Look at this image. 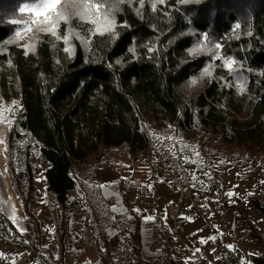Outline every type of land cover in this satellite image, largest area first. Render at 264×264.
Masks as SVG:
<instances>
[{
  "label": "trees",
  "instance_id": "obj_1",
  "mask_svg": "<svg viewBox=\"0 0 264 264\" xmlns=\"http://www.w3.org/2000/svg\"><path fill=\"white\" fill-rule=\"evenodd\" d=\"M23 2L0 0V42L13 39L19 27L10 20L27 18L18 12ZM117 8L113 9L115 39L109 33L92 35L90 22L71 19L70 27L87 41L73 36L72 54L63 51L67 45L46 33L38 34L34 51L27 55L23 48L27 41L0 44V106L16 101L23 109L11 116V130L6 125L3 152L11 185L31 226L21 231L0 204V230L14 242L25 239L64 264L67 251L74 257L84 251L69 249L66 243L69 216L83 207V201L71 193L78 187L75 162L102 161L110 149L119 147L125 153L150 155L151 141L159 134L172 135L201 122L219 128L228 147L264 155V0H166L155 11L149 0L142 8L137 0H124ZM68 27L62 22L58 34L64 36ZM205 33L213 44L222 45L218 50L222 55L239 62L234 65L239 71L230 73L219 67L220 60L207 55L189 54L187 50L202 41ZM209 63L213 75L201 79ZM193 76L197 83L189 86ZM240 83L246 84L243 94L238 92ZM28 135L39 141L43 159L50 162L44 173L54 213L55 254L40 247L37 174ZM204 140L211 143L208 137ZM202 147L206 149L203 139ZM125 201L131 211L126 241L133 262L161 264L145 255L142 215L131 207L128 197ZM250 201L264 214V202L258 196H250ZM236 210L235 220L248 226L260 248L252 263L264 264V237L247 216L244 203ZM94 219L91 211L86 212V237L81 242L95 247L102 264H118L110 248L96 238ZM89 238L95 239L90 243ZM170 262L177 264L173 257Z\"/></svg>",
  "mask_w": 264,
  "mask_h": 264
},
{
  "label": "rangeland",
  "instance_id": "obj_2",
  "mask_svg": "<svg viewBox=\"0 0 264 264\" xmlns=\"http://www.w3.org/2000/svg\"><path fill=\"white\" fill-rule=\"evenodd\" d=\"M12 111H16L12 102L0 106V115L5 120L12 118ZM215 128L201 122L172 134L180 139V156L189 183L195 187L196 195L193 197L182 196L167 181L153 175L147 165V162H152V156L143 151L129 154L124 152L123 147L112 148L102 161L88 159L75 162L73 173L77 177L78 187L71 193L72 197H79L83 201V207L69 216L66 243L69 249L84 251L79 257L71 254L72 258L67 256V251L65 263L102 264L95 247L85 246L81 242V238L86 237V212L91 211L92 218H95V236L103 243V247L110 248L118 264H135L131 246L126 241L129 219L126 215L120 217L111 210L98 186L106 176L108 178L118 172L121 175L119 181L124 198L128 197L131 207L139 209L142 217L155 216L159 223L158 240L155 244L146 243L144 247L147 257L156 259L161 264H171V257L176 259L177 264H224L223 261L229 259L228 264H233L231 259H234V264H242V261L253 264L252 260L260 253V248L249 234L248 226L241 220L236 221L235 215L236 207L244 203L247 216L255 222L264 237V214L250 201V196L256 195L264 202V155L228 147L223 132ZM207 137L211 143L204 140ZM27 139L32 144L31 160L37 174L35 210L41 221L40 247L48 248L55 254L57 243L54 213L47 198L48 181L44 173L50 162L43 159L39 141L31 135ZM202 139L206 145L205 150ZM193 148L199 152V157L195 155ZM185 157L188 158L187 161ZM18 160L22 161L20 154ZM191 160L197 162L191 163ZM1 169L0 165L2 207L10 218L14 207L16 225L23 231H28L31 226L25 220L24 211L17 210L11 192L3 181ZM105 169L108 172L105 173ZM229 192L233 195L229 196ZM118 200L123 202L120 196ZM173 202L180 205L178 215H172L168 211ZM226 204L230 207L227 208ZM94 239L87 240L92 243ZM228 245L233 246L230 251L227 250ZM31 247L33 246L25 239L20 243L14 242L10 234L0 230V264H19L17 258ZM89 250L92 254L84 257L83 254ZM30 252L31 260L23 264H35L37 254Z\"/></svg>",
  "mask_w": 264,
  "mask_h": 264
},
{
  "label": "snow or ice",
  "instance_id": "obj_3",
  "mask_svg": "<svg viewBox=\"0 0 264 264\" xmlns=\"http://www.w3.org/2000/svg\"><path fill=\"white\" fill-rule=\"evenodd\" d=\"M124 0H99V2H92V0H24L22 4L18 7V12L22 15H26V19H12L9 21L12 25H18L19 27L15 28L14 38L11 40H6L0 42V44L7 43L11 44L16 41H27L23 44V48L25 49V55L29 53V51H34L35 49V41L40 33L49 34L51 37H54L56 40L62 41L65 45H67L63 51L69 54H72L73 46L71 44V39L73 36L80 39L82 43L87 44L82 37L79 36V33H76L70 27V21L73 18H79L81 21H88L93 26L94 29H89V33L95 35L99 33L103 35L104 33H109L110 36L115 39L117 33L115 32L116 21L115 16L113 15V9H117V6L120 3H123ZM132 0H128V3H131ZM145 0H137L139 7H143ZM166 0H149L150 7L153 11L156 10L157 5H164ZM182 3H186L187 0H181ZM107 4L108 7L105 9L103 5ZM65 23L69 25L66 29V34L61 36L58 34L59 25L61 23ZM241 24L239 22L236 23L235 28L239 29ZM248 35H251L249 32ZM31 42V43H29ZM212 45V46H210ZM222 45L219 42L213 44L212 41L209 40V36L207 33L203 34L202 41H198L194 46L189 48L187 51L193 57H199L200 55H207L210 59L220 60L221 64L219 67H225L228 71L236 72L239 71V67H235L234 65H238L239 62L236 61L232 56H228L227 54L222 55L221 50ZM0 51H3V48L0 47ZM117 63H120L118 60ZM111 67V65H109ZM213 67L211 63L203 68L200 73V78L204 77H212L213 72L210 70ZM242 67V65H240ZM197 83V77L193 76L189 79V86H194ZM231 86V85H230ZM238 92L243 94L246 91V84L240 83L237 85ZM13 105L16 107V111H22V105L18 102L13 101ZM16 111L11 112V116L14 118L16 115ZM7 123L9 130L12 127V119H7L0 115V123ZM171 127V126H169ZM0 143H4L3 139H0ZM187 147V145H185ZM183 151V149H181ZM5 151H7V146L5 145ZM195 155L199 157V152L193 148ZM175 155V153H173ZM186 161L187 157L184 158ZM191 163H196V160H191ZM2 175V173H0ZM195 179V177H193ZM99 187H105L104 185H98ZM229 196H232L233 193L229 192ZM3 201H0L2 204ZM117 209H113L116 211ZM139 212V209H136ZM11 218L13 221H16V209L12 207ZM146 220H153L154 217L148 216L145 217ZM23 231V229H21ZM210 239H215V237H210ZM204 242V241H202ZM229 249H232V245L227 246ZM198 251V250H197ZM2 255V254H0ZM242 264H245L242 261Z\"/></svg>",
  "mask_w": 264,
  "mask_h": 264
},
{
  "label": "built area",
  "instance_id": "obj_4",
  "mask_svg": "<svg viewBox=\"0 0 264 264\" xmlns=\"http://www.w3.org/2000/svg\"><path fill=\"white\" fill-rule=\"evenodd\" d=\"M179 143L180 139L176 135H159L155 137L151 141L152 162H147L148 170L153 175L167 181L182 196L186 198L193 197L196 195L195 187L189 183L187 178L186 169L180 156ZM180 209V205L176 202L171 203L168 207V211L172 215H178ZM30 251H34L37 254L35 264H64L33 247L29 248V251L22 253L17 258V262L23 264L30 261Z\"/></svg>",
  "mask_w": 264,
  "mask_h": 264
},
{
  "label": "crops",
  "instance_id": "obj_5",
  "mask_svg": "<svg viewBox=\"0 0 264 264\" xmlns=\"http://www.w3.org/2000/svg\"><path fill=\"white\" fill-rule=\"evenodd\" d=\"M4 124L7 125L6 122ZM5 130H6V126H5ZM106 172H108V171L105 169V173ZM106 177L101 181V185H104L105 187H100L101 188V194H102L104 200L108 203V205L110 206L112 211L114 208L117 209L116 211H113L116 215H118L120 217H121V215H126L127 219H129L131 217V211H130L129 206L127 205V203L125 201V198H124V195H123V192L121 189V182L119 181V178L121 177L120 173L115 172L114 175H109L108 178H106ZM10 182H11V180L9 181V183ZM118 196H120L122 198L123 202H120L118 200ZM144 213H145V211H144ZM148 216H150V215H148ZM148 216L143 215L142 223H141L143 250H144L146 243H149L150 245H151V243L155 244L156 241L158 240L159 236H160V228H159V223L157 222V219L155 218V216L152 215V217H154L153 220H151V221L146 220L145 217H148ZM87 254H92L91 250H89L88 253L83 254V256L85 257ZM67 256L72 258V255L69 252H68ZM69 260L70 259H68V261Z\"/></svg>",
  "mask_w": 264,
  "mask_h": 264
},
{
  "label": "bare ground",
  "instance_id": "obj_6",
  "mask_svg": "<svg viewBox=\"0 0 264 264\" xmlns=\"http://www.w3.org/2000/svg\"><path fill=\"white\" fill-rule=\"evenodd\" d=\"M5 124L4 123H0V139H4V134H5ZM3 147H4V143H0V165L2 167V171H3V181L5 183V185L9 188V191L11 192V197H12V200L14 201V204L17 208V210L20 212V211H23L20 203H19V200L13 190V187L11 186V182L9 183L10 181V178H9V175H8V172H7V169H6V157H5V154L3 152Z\"/></svg>",
  "mask_w": 264,
  "mask_h": 264
}]
</instances>
